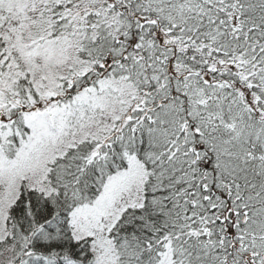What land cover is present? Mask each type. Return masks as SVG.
<instances>
[{"label":"snow or ice","instance_id":"1","mask_svg":"<svg viewBox=\"0 0 264 264\" xmlns=\"http://www.w3.org/2000/svg\"><path fill=\"white\" fill-rule=\"evenodd\" d=\"M0 264H264V0H0Z\"/></svg>","mask_w":264,"mask_h":264}]
</instances>
